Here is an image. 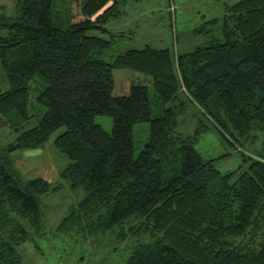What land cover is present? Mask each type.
Listing matches in <instances>:
<instances>
[{
  "label": "trees",
  "instance_id": "trees-1",
  "mask_svg": "<svg viewBox=\"0 0 264 264\" xmlns=\"http://www.w3.org/2000/svg\"><path fill=\"white\" fill-rule=\"evenodd\" d=\"M131 1L140 0H69L67 28L55 23L54 0H17L14 16L0 5L10 86L0 92V118L30 121L37 78L32 105L45 109L0 147V264H25L17 246L45 232L42 196L63 187L40 176L24 182L12 152L42 148L61 129L54 144L68 163L60 176L83 197L59 234L95 237L97 246L100 237L136 238L124 264H264V0L226 3L223 16L194 30L207 40L192 51L147 44L116 52L106 23ZM117 68L151 76L163 113L152 116L147 85L114 96ZM190 103L241 148L246 170L222 173L204 157L197 144L208 124L178 130ZM96 115L112 117L111 133ZM146 121L149 138L135 157L134 127Z\"/></svg>",
  "mask_w": 264,
  "mask_h": 264
},
{
  "label": "rangeland",
  "instance_id": "rangeland-1",
  "mask_svg": "<svg viewBox=\"0 0 264 264\" xmlns=\"http://www.w3.org/2000/svg\"><path fill=\"white\" fill-rule=\"evenodd\" d=\"M238 0H140L131 1L127 12L119 19H112L106 26L114 33V50L124 52L129 48H143L147 44L156 47H168L173 51L187 52L207 40V37L194 30L206 19L220 17L225 13V4H232ZM2 10L6 15L17 14V0H0ZM78 18H81L77 8H73ZM69 0H54V20L57 25L67 28L70 21ZM3 31L2 34H5ZM114 96L126 95L134 84L149 87L152 116L163 113V104L157 98L152 77L127 68L114 69ZM40 81V78H37ZM35 82V81H34ZM31 82L30 99L34 116L29 122H22L16 114L1 116L0 118V147L12 143L18 136L16 127L27 129L37 124L45 109L33 103L39 89L38 83ZM10 88L7 75L0 65V92ZM41 89V87H40ZM18 120H17V119ZM95 121L101 124L109 133L112 131L113 120L108 115H96ZM198 123L208 124L209 130L202 133L197 144L205 158L215 159L214 165L222 173L227 171L246 170L249 161H244L241 148L224 139L210 119L200 107L190 103L186 113L179 117L178 130L184 133L194 132ZM63 130V129H61ZM56 131L38 150L28 151L33 156H27V151H14L15 167L23 176L24 182L29 178L44 177L48 181L57 183L63 181V187L56 192H49L42 196V207L45 214L46 229L44 233L35 235L32 240L17 246L25 264H124L127 246L135 242L130 237L119 243L114 238L100 237V246L96 245V238L80 240L78 236L59 234L57 225L68 213L69 206L77 203L83 197V191H73L67 181L62 180L61 170L68 163L65 154L54 144V138L61 131ZM150 123L148 121L135 125V157H138L149 138ZM247 152L251 150L245 147ZM26 157H30L26 160ZM80 240V241H79Z\"/></svg>",
  "mask_w": 264,
  "mask_h": 264
},
{
  "label": "crops",
  "instance_id": "crops-1",
  "mask_svg": "<svg viewBox=\"0 0 264 264\" xmlns=\"http://www.w3.org/2000/svg\"><path fill=\"white\" fill-rule=\"evenodd\" d=\"M38 149L28 150V151H30L32 153V151H35V150H38ZM28 151H27V156H33V154H30ZM29 159H30V157H28V158L26 157V160H29Z\"/></svg>",
  "mask_w": 264,
  "mask_h": 264
}]
</instances>
